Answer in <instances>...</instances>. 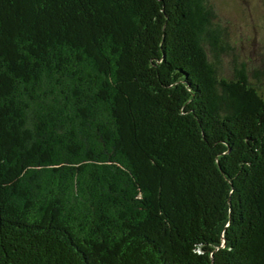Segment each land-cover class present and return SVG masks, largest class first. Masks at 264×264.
<instances>
[{
  "label": "trees",
  "instance_id": "obj_1",
  "mask_svg": "<svg viewBox=\"0 0 264 264\" xmlns=\"http://www.w3.org/2000/svg\"><path fill=\"white\" fill-rule=\"evenodd\" d=\"M213 18L0 0V264H264V67Z\"/></svg>",
  "mask_w": 264,
  "mask_h": 264
},
{
  "label": "rangeland",
  "instance_id": "obj_2",
  "mask_svg": "<svg viewBox=\"0 0 264 264\" xmlns=\"http://www.w3.org/2000/svg\"><path fill=\"white\" fill-rule=\"evenodd\" d=\"M208 1L213 10V21L222 28L226 45L219 61L220 75L232 78L235 63H245L250 72L263 68L264 0Z\"/></svg>",
  "mask_w": 264,
  "mask_h": 264
}]
</instances>
